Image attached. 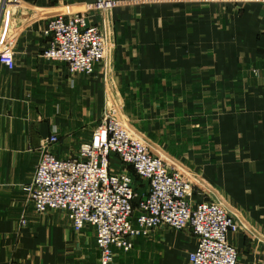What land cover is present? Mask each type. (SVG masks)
Returning <instances> with one entry per match:
<instances>
[{"label":"crops","instance_id":"crops-1","mask_svg":"<svg viewBox=\"0 0 264 264\" xmlns=\"http://www.w3.org/2000/svg\"><path fill=\"white\" fill-rule=\"evenodd\" d=\"M70 12L108 44L91 76L42 58L46 21ZM4 50L0 264H97L93 228L36 213L23 188L43 140L55 133L53 153L74 156L106 112L195 182V204H221L236 220L237 264H264V0H0ZM134 179L135 207L148 184ZM196 243L188 228L158 227L129 252L113 249L111 264H188Z\"/></svg>","mask_w":264,"mask_h":264},{"label":"built area","instance_id":"built-area-1","mask_svg":"<svg viewBox=\"0 0 264 264\" xmlns=\"http://www.w3.org/2000/svg\"><path fill=\"white\" fill-rule=\"evenodd\" d=\"M43 35L48 44L42 58L66 64L69 75L91 76L108 55L101 30L82 12L48 19ZM0 61L12 66V52L2 51ZM57 143L55 133L41 142L33 180L23 190L36 213L62 212L76 233L93 228L97 264H111L113 249L129 252L135 238L158 227L191 230L197 243L188 264H237V250L228 240L239 231L236 220L221 204H195V182L154 156L148 142L118 118L103 114L74 156L57 157L52 148ZM114 160L122 170L113 169ZM134 176L148 184L135 207Z\"/></svg>","mask_w":264,"mask_h":264}]
</instances>
